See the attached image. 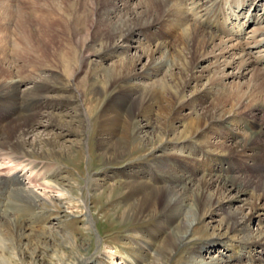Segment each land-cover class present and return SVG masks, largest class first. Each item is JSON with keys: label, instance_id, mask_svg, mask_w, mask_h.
Segmentation results:
<instances>
[{"label": "bare ground", "instance_id": "6f19581e", "mask_svg": "<svg viewBox=\"0 0 264 264\" xmlns=\"http://www.w3.org/2000/svg\"><path fill=\"white\" fill-rule=\"evenodd\" d=\"M20 3L25 4V14L13 13L0 2V211L10 207L34 213L40 201L52 203L20 176L7 178L4 172L21 167L30 172L26 178L31 184L52 180L59 173H49L45 163H35L33 158L54 160L80 144L71 138L83 130L73 132L66 126L76 122L80 126L82 120L89 125L84 80L85 89L95 95L123 86L120 92L113 91L111 106L113 119L123 121V131L105 147L103 155L108 160L119 159L139 135L142 143L152 142L159 154L151 163L157 176L146 173L122 185L120 217L134 222L159 214V222L169 233L154 255L164 259L163 264H168L178 246L195 239L194 225L208 218L204 229L235 237L237 256L231 259L240 264H264V227L258 231L249 228L255 217H264V213L259 215L264 210V100H254V95L264 92V68L257 66H264V53L259 50L254 58L249 52L264 45V36L258 38L264 35L259 21L264 3L258 19L257 13L250 12L252 6L258 8L256 0H89V14L82 15L81 23L76 14L67 17L45 1ZM250 24L257 26L247 32ZM19 25H24L22 31ZM60 34L65 48L55 41ZM22 62L30 77L20 75L18 64ZM92 62L94 66L78 78L84 65ZM48 63L53 67H46ZM227 67L235 71L224 72ZM100 72L105 74L97 75ZM63 81L67 91L54 92L52 84ZM214 81L228 85L227 90ZM188 87L191 90L186 94ZM164 101L168 109L162 119H144L145 124L135 119L150 109L157 112L155 106L163 108ZM185 103L191 107V114L185 117L188 124H168L172 119L181 121L177 109ZM241 119L252 128L248 142H238V149L222 147L217 153L204 148L207 141L200 139L204 128L229 127ZM40 128L48 129L46 137L31 140ZM59 135L72 144L58 147L53 138ZM224 136L229 138L227 131ZM57 181L38 185L62 192ZM87 181L89 188L105 193L97 178L89 175ZM233 200L239 205L231 206ZM222 209L226 210L223 217L210 226L213 215ZM90 222L89 217L87 224ZM8 223L14 224L12 233L21 241V225L11 219ZM218 239L211 238L208 248ZM252 248L258 253L241 262L245 255L238 251L250 253ZM191 256L186 264H229L216 258L196 261ZM84 263L86 259L77 256V264Z\"/></svg>", "mask_w": 264, "mask_h": 264}, {"label": "rangeland", "instance_id": "374dc122", "mask_svg": "<svg viewBox=\"0 0 264 264\" xmlns=\"http://www.w3.org/2000/svg\"><path fill=\"white\" fill-rule=\"evenodd\" d=\"M26 2L30 0H0L3 5L13 10V13L25 14V4L20 2ZM38 2H47L49 5H55L59 12L65 16H69L72 12L78 16V22L81 23L82 15L89 14L88 11L89 0H37ZM258 8L254 9V6L250 9L251 13H257L258 19L263 10H260L264 0H256ZM89 9V10H88ZM1 10V9H0ZM17 17V16H16ZM13 18L17 22V18ZM264 16H262V25H264ZM18 23V22H17ZM15 23H13V26ZM22 25V24H21ZM19 25L21 31L24 28ZM257 25L250 24L246 31L254 29ZM55 29L57 27H54ZM260 35V34H259ZM258 36L262 38L264 35ZM55 41L61 43V48H65L62 43V36H58ZM263 51L264 45L257 48H250L249 52L254 58L258 55L257 51ZM135 51L130 49V52ZM13 59V56L12 58ZM145 60V59H143ZM24 63V64H22ZM18 64V71L20 75L30 77L32 74L29 68L25 65V62ZM264 64V61H262ZM257 65V64H256ZM92 63L84 65L83 70L79 74L83 76L84 73L89 71L93 67ZM258 68H264L262 65H257ZM48 68H52L53 65L48 63ZM235 71L233 67H227L224 72ZM27 74V75H26ZM104 75L105 73H97V75ZM247 78H250L249 73L244 74ZM201 81L199 83H202ZM85 83L81 84L85 91L86 100L84 102L85 112L87 113L88 124L82 120V125L71 124L67 129L73 132L78 129H82L84 133H78L71 138L80 140V144L75 143L70 146V143L66 137L59 135L54 137L58 147L64 148L70 146L68 155L57 157L54 160L42 159L37 155L34 156L35 163H45L51 172H59L54 178L39 180L36 183H29L26 178L30 172L21 170V167L17 169L5 171L7 178L9 176H20L24 184L31 186L36 193L42 194L52 199V203L46 201H40L36 212L30 213L28 211H16L10 207L4 208L0 211V263L5 264H77V256H82L86 259L84 264H163L165 261L162 258H156L155 252L158 250L163 238L167 236L168 230L163 229V225L159 222V214L144 219L141 221L125 220L120 217V213L123 210V184H126L127 179L137 180L144 174L156 175L151 163L156 159L159 154L157 150L153 149V143H142L139 137H135L127 147L125 154L119 159L108 160L103 151L113 141H116L122 134L123 121L116 122L113 117L114 114L111 106L114 101V90L120 92L123 86H116L105 93H89L88 88L85 89ZM214 83L223 86V90L226 91L228 85H223L221 81H214ZM23 91L24 86L20 87ZM52 90L54 92L67 91L65 81L63 83L52 84ZM190 87L186 89V94L190 92ZM52 92V93H54ZM166 91L163 92V95ZM113 93V94H112ZM49 94V93H48ZM77 94V93H76ZM263 95H254V100L260 102L264 100ZM75 95V93H74ZM91 95V96H90ZM167 104V105H166ZM162 107L155 106V110H148L142 115V118H135L140 123L145 124V120L152 122L166 115L167 101L162 102ZM76 109L79 105L75 106ZM160 108V109H158ZM178 114L176 117L180 119V122L175 120H169L171 126L180 123L182 126L188 124L189 120L185 118L191 114V107L185 103L184 106L177 109ZM72 111V110H68ZM159 111V112H158ZM166 111V112H165ZM165 112V113H164ZM176 112V113H177ZM85 118V116H82ZM47 118H43L45 121ZM62 123H65L64 118ZM122 120V119H121ZM134 120H130V123ZM85 124V125H84ZM5 124L1 128V132L5 131ZM78 126V127H77ZM90 126V127H89ZM229 127H207L204 128L200 139L207 141L204 148L210 152H220L222 147L234 149L238 142H248L249 136L252 133V128H248L250 125L247 120L241 119L239 122L228 124ZM88 128V129H87ZM153 126L148 130H153ZM85 129V130H84ZM177 129V127H176ZM229 135V138H225L224 133ZM48 129H37L34 137H46ZM169 135L168 137H171ZM70 140V139H69ZM42 140H40V144ZM106 157V158H105ZM151 169V170H150ZM11 171V172H10ZM153 173H151V172ZM9 172V173H8ZM89 175L97 178L101 182L105 193L100 194V190H93L87 185ZM151 177V178H153ZM56 178V179H55ZM50 180V181H48ZM58 180V181H57ZM58 182L62 189V192L51 191L49 188H43L44 185H48L50 182ZM35 182V181H34ZM49 182V183H48ZM69 185V186H68ZM112 188V189H110ZM112 191V192H111ZM111 193V194H110ZM246 199L252 200L250 196H245ZM237 200V199H236ZM232 201L231 206H238L239 202ZM6 206V204L4 205ZM187 210V209H186ZM226 210L222 209L221 212H217L213 215L210 226L216 225L223 217ZM264 210L259 214H263ZM254 215L257 214L253 213ZM90 217V224H87V219ZM37 218V219H36ZM255 217L254 222L249 225L251 231H258L264 227V217ZM9 219L17 221L21 225L23 231V237L21 241H17L14 232V224L8 223ZM16 219V220H15ZM210 219L204 221L208 222ZM203 222L196 223L194 225V231L192 233L195 239L189 243L181 244L173 251V254L167 259L168 264H186L189 259L194 256L196 261L205 259L209 261L211 258H216L221 262L229 261V264H240L235 259L230 257L237 256V249L235 237H231V233H224V231L213 229H204ZM9 224V225H8ZM16 225V224H15ZM10 229H9V227ZM12 226V227H11ZM17 226V225H16ZM150 230L151 233L146 235V231ZM240 236V235H238ZM218 237V242L212 246L210 243L211 238ZM230 238V239H229ZM236 240V239H235ZM74 242L75 245L70 244ZM141 245V246H140ZM145 246V249L140 247ZM157 249V250H156ZM239 255H245L243 261H248V255L255 252L252 248L250 253L246 250L238 251ZM264 256V250L262 251ZM113 259H109V257ZM8 260V261H7ZM241 260V258L239 259ZM227 264V263H226ZM242 264V263H241Z\"/></svg>", "mask_w": 264, "mask_h": 264}]
</instances>
